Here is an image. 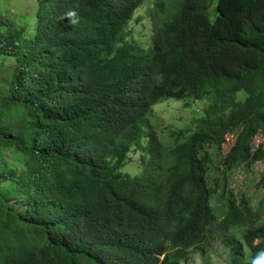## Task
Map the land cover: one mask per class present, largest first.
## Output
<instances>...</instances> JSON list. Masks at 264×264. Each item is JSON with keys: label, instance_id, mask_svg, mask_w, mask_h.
<instances>
[{"label": "trees", "instance_id": "trees-1", "mask_svg": "<svg viewBox=\"0 0 264 264\" xmlns=\"http://www.w3.org/2000/svg\"><path fill=\"white\" fill-rule=\"evenodd\" d=\"M143 1L106 0L85 46H62L75 99L56 120L73 147L101 139L108 118L126 119L108 131L120 162L97 175L108 203L96 201L80 229H53L41 251L49 264H197L196 254L220 240L224 264H264V173L256 202L229 179L234 168L264 160V144H256L264 140V0H150L147 50L129 28ZM169 98L206 101L187 127L157 130L153 106ZM6 118L0 148L21 147ZM131 148L140 151L135 177L122 171ZM43 200L61 197L49 190ZM6 214L0 208V224Z\"/></svg>", "mask_w": 264, "mask_h": 264}, {"label": "clouds", "instance_id": "clouds-1", "mask_svg": "<svg viewBox=\"0 0 264 264\" xmlns=\"http://www.w3.org/2000/svg\"><path fill=\"white\" fill-rule=\"evenodd\" d=\"M105 3L0 0V84L5 85V91L0 89V119L9 114L6 119L14 127L10 137L21 144L15 149L0 148V208L8 212L0 224V264H49L41 251L42 238L55 234L53 229H80L91 210L99 206L96 201H109L97 175L104 165L120 162L108 131L126 118H108L101 139L80 150L73 147L67 131L56 120L75 99L74 83L63 66L67 56L62 46L83 48L90 29L101 18L94 11L104 8ZM149 6L150 0L143 1L129 23L131 40L143 50H147L154 29ZM141 9H146L144 18ZM139 22L148 28L145 44L134 38V28L142 25ZM153 75L155 78V71ZM11 97L33 105L19 108ZM154 117H150L152 125ZM139 154L132 148L127 152L123 172L132 177L141 173L135 165ZM126 166L128 171L123 170ZM49 190L60 195L61 201L54 205L44 201ZM53 207L67 214L56 215Z\"/></svg>", "mask_w": 264, "mask_h": 264}, {"label": "rangeland", "instance_id": "rangeland-1", "mask_svg": "<svg viewBox=\"0 0 264 264\" xmlns=\"http://www.w3.org/2000/svg\"><path fill=\"white\" fill-rule=\"evenodd\" d=\"M142 14V18L145 17L146 9H141L139 11ZM138 22V21H137ZM138 24H142L138 28H134V38L142 44L147 42V34L148 28L144 23L139 22ZM206 100H197L194 103L186 105L184 101L169 98L165 99L161 102L156 103L153 106L154 109V127L158 130L166 125L172 124L174 127H187L190 124V120L195 114H199L197 109L202 110L203 102ZM159 118L160 124L157 125L156 119ZM166 124V125H165ZM230 140L225 145V149L223 152H227L228 146L233 143L234 138L232 136H228ZM257 143L259 145L264 144V140L258 136ZM124 171H128V166L123 168ZM264 173V160L256 161L251 164L249 167H236L230 174V186L235 190H241L248 194L253 195L255 202L258 200V189L256 186L258 180H260L261 174ZM264 188L261 189L263 192ZM221 241L218 240L215 244V249L209 250L204 253L202 256L200 253H197L195 256L197 264H224L225 256L221 253Z\"/></svg>", "mask_w": 264, "mask_h": 264}]
</instances>
